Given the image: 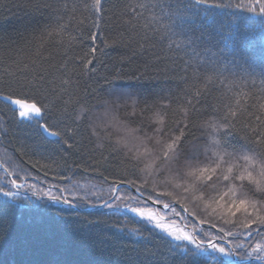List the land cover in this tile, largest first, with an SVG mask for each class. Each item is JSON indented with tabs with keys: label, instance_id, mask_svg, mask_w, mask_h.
Masks as SVG:
<instances>
[{
	"label": "snow or ice",
	"instance_id": "obj_1",
	"mask_svg": "<svg viewBox=\"0 0 264 264\" xmlns=\"http://www.w3.org/2000/svg\"><path fill=\"white\" fill-rule=\"evenodd\" d=\"M106 3L28 0L26 14L39 16L0 37V132L11 129L20 153L0 164V254L30 245L8 213H51L137 242L147 231L167 248L159 264H264V0H127L108 31ZM157 44L171 61L166 86L145 93L115 83L119 73L100 90L81 86L104 49L142 55ZM80 170L95 182L80 183Z\"/></svg>",
	"mask_w": 264,
	"mask_h": 264
},
{
	"label": "trees",
	"instance_id": "obj_2",
	"mask_svg": "<svg viewBox=\"0 0 264 264\" xmlns=\"http://www.w3.org/2000/svg\"><path fill=\"white\" fill-rule=\"evenodd\" d=\"M6 7L0 8V37L13 36L15 30L39 14L29 16L26 14L24 5L28 0H0ZM51 2V0H50ZM71 5L72 0H67ZM127 0H107L106 9L111 12L105 13V21L102 24L105 31L115 27L117 21L114 14H118L121 5ZM20 5V7H16ZM113 5L115 7L113 8ZM11 9V11H9ZM59 39V38H57ZM99 40L97 44H99ZM8 40L0 43V71H3L4 64L9 60V52L7 50ZM166 52V44L159 45L142 55H134L132 48L125 47H108L104 49L102 54H98L99 58L96 63V71L93 73L91 80L85 78L81 81V86H88L100 90L106 86V78H110L113 73H119L121 79L115 81L117 84L129 85L133 89L150 93L159 87L166 86V78L163 73L165 65L171 64V61H165L163 57ZM54 57V62H62V50L55 47H49L46 56ZM14 56L15 53H12ZM154 55L161 57L158 68H149L148 72L140 79L143 72V65L146 60ZM182 55V54H181ZM122 58H124L122 60ZM173 76L172 72L168 73ZM175 80V76H173ZM86 81V85H85ZM6 111V110H5ZM131 111V109H129ZM11 116V113H8ZM7 119V117H6ZM19 147L17 137L12 134L11 129L8 134L0 132V164L8 167L9 158L13 157V163L18 162L20 153L15 150ZM27 160V157L23 158ZM74 160L79 159V155L73 157ZM39 179H43V173L34 172ZM80 175L84 177L80 183L95 182L91 170L83 172ZM4 176V172L0 169V177ZM52 174L49 173L48 180H52ZM4 198L0 197V201ZM159 210L167 215L169 219H174L183 226L185 221L180 216H174L172 209ZM175 210L181 212L180 206L175 205ZM104 210L100 209L102 213ZM9 222L15 228L19 236L26 237L30 241L27 249L17 250L15 253L0 254V258L8 261L15 259L19 264H53L60 261L61 264H132L133 261L139 264L140 260L148 258L159 264L168 255L166 246L155 235H149L144 231L145 239L137 242L135 237H129L127 233H120L115 228L99 225L88 226L77 218H56L54 214H37V213H8ZM90 219H103V217H90ZM137 225H128V227H136ZM187 230H191V224ZM85 232L87 236H85ZM87 237L96 239L97 243L87 242ZM103 240L104 243H100ZM251 264H259L258 261H251Z\"/></svg>",
	"mask_w": 264,
	"mask_h": 264
}]
</instances>
